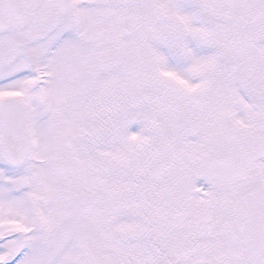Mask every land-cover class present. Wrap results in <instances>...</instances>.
Here are the masks:
<instances>
[{
    "label": "snow or ice",
    "instance_id": "6c2138e0",
    "mask_svg": "<svg viewBox=\"0 0 264 264\" xmlns=\"http://www.w3.org/2000/svg\"><path fill=\"white\" fill-rule=\"evenodd\" d=\"M0 264H264V0H0Z\"/></svg>",
    "mask_w": 264,
    "mask_h": 264
}]
</instances>
